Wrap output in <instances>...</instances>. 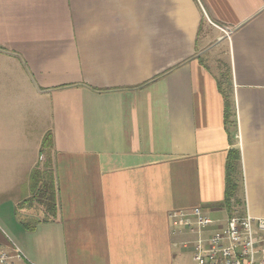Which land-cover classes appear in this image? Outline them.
<instances>
[{"label":"crops","instance_id":"0c3cea01","mask_svg":"<svg viewBox=\"0 0 264 264\" xmlns=\"http://www.w3.org/2000/svg\"><path fill=\"white\" fill-rule=\"evenodd\" d=\"M246 214L264 218V0H0V247L18 264H196Z\"/></svg>","mask_w":264,"mask_h":264},{"label":"built area","instance_id":"2783aa9c","mask_svg":"<svg viewBox=\"0 0 264 264\" xmlns=\"http://www.w3.org/2000/svg\"><path fill=\"white\" fill-rule=\"evenodd\" d=\"M192 214L197 217L201 228L213 222L202 215L200 208H194ZM207 243L205 247L202 239L196 242V264H264V254L257 257L259 253H264V218L249 214L230 217L213 232ZM23 259L24 255L18 248L10 253L0 247V264H18Z\"/></svg>","mask_w":264,"mask_h":264},{"label":"rangeland","instance_id":"374dc122","mask_svg":"<svg viewBox=\"0 0 264 264\" xmlns=\"http://www.w3.org/2000/svg\"><path fill=\"white\" fill-rule=\"evenodd\" d=\"M212 29H214L212 27V25L208 21L203 19L202 25H201V33H203V30H205L206 32L204 33L205 37H203V38H205V41L203 43H201V47L199 48L201 51L207 49V47H210L212 45L214 38H215V35L211 34ZM208 56H209V54L207 53V54H205L204 57H206V59H207ZM212 57L215 59V55H213ZM211 62L215 63V61H211ZM0 229H1V227H0ZM263 254L264 253H259L257 255V257H261V255H263ZM181 264H193V262L191 261V258H190V254L188 252L186 253V256L182 260Z\"/></svg>","mask_w":264,"mask_h":264},{"label":"trees","instance_id":"16d2710c","mask_svg":"<svg viewBox=\"0 0 264 264\" xmlns=\"http://www.w3.org/2000/svg\"><path fill=\"white\" fill-rule=\"evenodd\" d=\"M225 97V107H226V111L225 114H227L229 111V103H228V97L227 95H224ZM49 141V139H45L44 140V145L47 144V142ZM233 158L237 161L238 160V154H234ZM237 173V168L235 166V164L229 163L227 165V177H228V184H227V193H226V199H229L230 194L235 190V184L233 182V178L235 177V174Z\"/></svg>","mask_w":264,"mask_h":264}]
</instances>
